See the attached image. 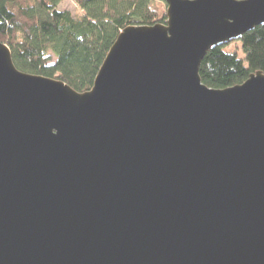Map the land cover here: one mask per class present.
<instances>
[{
	"label": "water",
	"instance_id": "water-1",
	"mask_svg": "<svg viewBox=\"0 0 264 264\" xmlns=\"http://www.w3.org/2000/svg\"><path fill=\"white\" fill-rule=\"evenodd\" d=\"M86 92L0 42V264H264V74L201 83L264 0H163Z\"/></svg>",
	"mask_w": 264,
	"mask_h": 264
},
{
	"label": "trees",
	"instance_id": "trees-1",
	"mask_svg": "<svg viewBox=\"0 0 264 264\" xmlns=\"http://www.w3.org/2000/svg\"><path fill=\"white\" fill-rule=\"evenodd\" d=\"M81 12L59 10L64 0H0V42L15 68L88 91L117 35L127 26L164 23L163 0H72ZM55 61L52 63V58ZM264 74V26L207 51L201 83L212 89L242 84Z\"/></svg>",
	"mask_w": 264,
	"mask_h": 264
},
{
	"label": "rangeland",
	"instance_id": "rangeland-1",
	"mask_svg": "<svg viewBox=\"0 0 264 264\" xmlns=\"http://www.w3.org/2000/svg\"><path fill=\"white\" fill-rule=\"evenodd\" d=\"M58 9L59 10H67V11L71 12V14L73 15V17L75 19H78L81 16L80 10L78 9V7L75 5V3L72 0H64V2L60 6H58ZM165 11H166V5H164V16H165ZM54 61H55V58L53 57L52 63Z\"/></svg>",
	"mask_w": 264,
	"mask_h": 264
}]
</instances>
